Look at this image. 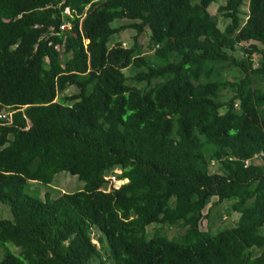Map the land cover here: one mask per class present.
Listing matches in <instances>:
<instances>
[{
	"label": "trees",
	"instance_id": "16d2710c",
	"mask_svg": "<svg viewBox=\"0 0 264 264\" xmlns=\"http://www.w3.org/2000/svg\"><path fill=\"white\" fill-rule=\"evenodd\" d=\"M247 1L243 24L244 0L218 7L222 31L217 0H0V264H264V0ZM62 172L82 189L26 193ZM214 197L239 219L211 235Z\"/></svg>",
	"mask_w": 264,
	"mask_h": 264
},
{
	"label": "rangeland",
	"instance_id": "374dc122",
	"mask_svg": "<svg viewBox=\"0 0 264 264\" xmlns=\"http://www.w3.org/2000/svg\"><path fill=\"white\" fill-rule=\"evenodd\" d=\"M225 0H217V2L213 3L209 7V12L216 17L218 28L220 30H224L226 25L229 23L227 19H225L221 13L218 12V7L221 6L224 3ZM248 15V1L244 0L241 8H240V20L241 24H243ZM120 23H114L112 24L113 27L118 26ZM134 36V32L130 30H126L124 32H121L120 34H116L113 36V39L116 41H120L125 44L126 48L132 44V38ZM142 46V53L145 56L152 55L153 51L148 46V39L147 37H142L141 42ZM238 74L235 72H226L225 78L229 81H233L236 79ZM131 84H135L134 82H131ZM139 88H144L145 84H136ZM77 89L75 87H70L65 92L64 95H72L76 94ZM62 95H59L58 98H61ZM1 179V178H0ZM83 187V183L78 181L76 176L70 175L69 173H59L57 174L52 183L49 185L41 184L39 182L30 181L28 182L25 190L28 195L31 196H39L43 198L46 193L50 194L51 198H56L63 193H72L75 191L81 190ZM216 197L212 198L211 204L207 206V208L202 213V219L200 221V229L202 231H207L212 233L211 235L217 233L219 229H226L236 226L237 221L239 219V215L236 212H233L230 210V203L229 202H223L221 204L212 205L216 202ZM0 218L1 219H11V214L9 212V209L7 206L0 204ZM148 228L150 232H153L155 229ZM156 231H164L166 236L170 239L176 238L179 235H181L183 232L181 230H178L175 227H169V228H160L157 227ZM96 235V234H95ZM95 235L93 236L94 243L99 246ZM8 248H10L15 254H18L19 250L16 248L11 247L10 245H7ZM3 250H0V259L2 256ZM101 255L103 259L107 258L106 250L101 251ZM105 264H112L110 261L106 260ZM92 264H99V262L93 261Z\"/></svg>",
	"mask_w": 264,
	"mask_h": 264
},
{
	"label": "built area",
	"instance_id": "2783aa9c",
	"mask_svg": "<svg viewBox=\"0 0 264 264\" xmlns=\"http://www.w3.org/2000/svg\"><path fill=\"white\" fill-rule=\"evenodd\" d=\"M87 8H85L84 12L77 16L74 12L70 11L69 8H65L64 10L61 11V17H62V25H60L58 27V32H63V31H70L72 28V25L69 21H67L65 18L68 17L70 19L75 18H79V24H81L82 19L85 17V13H86ZM35 28L37 26H34ZM53 28H50V35H53ZM88 41H85L84 45H87ZM122 47H126L124 43H122ZM56 49H59V46L55 47ZM6 114H1L0 115V119H5ZM116 174H120V171H116ZM107 185H106V190L108 191L110 188H114V189H118L122 184L126 183L127 180L123 179V180H119L116 178V176H110L105 178Z\"/></svg>",
	"mask_w": 264,
	"mask_h": 264
},
{
	"label": "clouds",
	"instance_id": "9594fccd",
	"mask_svg": "<svg viewBox=\"0 0 264 264\" xmlns=\"http://www.w3.org/2000/svg\"><path fill=\"white\" fill-rule=\"evenodd\" d=\"M87 8V7H86ZM64 10V9H63ZM116 174V173H115Z\"/></svg>",
	"mask_w": 264,
	"mask_h": 264
}]
</instances>
